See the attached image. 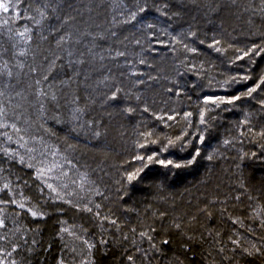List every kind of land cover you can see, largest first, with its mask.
Returning <instances> with one entry per match:
<instances>
[{"label":"trees","instance_id":"1","mask_svg":"<svg viewBox=\"0 0 264 264\" xmlns=\"http://www.w3.org/2000/svg\"><path fill=\"white\" fill-rule=\"evenodd\" d=\"M121 1L127 2L29 0L33 14L43 13L49 21L44 26L52 24L53 31L51 46L39 48V69L51 66L44 84V123L108 175L105 181L112 199L106 212L118 225L94 235V264H123L130 252L128 244L134 240L132 228L153 239L158 254L150 257L151 264H264V224L239 227L249 217L255 219L251 215L260 204L264 206V160L250 158L247 149L254 142L264 144V84L251 96H241L245 92L238 85L223 97L228 101L241 96L233 101L238 111L249 108L258 116L254 121L258 131L248 136L253 143H246L243 156H236L237 169L232 160H202L200 155L223 133L222 127L213 124L226 117L208 116V105L198 99V92L213 84L211 79L224 82L234 78L232 73H236L234 79L247 76L244 86L248 88L260 83L264 19L254 18V33L248 34L244 16L240 22L234 19L230 0H168L172 8L167 7V12L173 19L167 26L173 28V41L168 48L153 44L154 52L142 55L147 80L137 84L116 64L121 56L106 50L108 40L114 49L120 47V39L110 35L109 7L119 13ZM143 2L150 8L166 5L165 0ZM127 31L134 34L131 43L145 38L140 30ZM192 36L204 43L193 54L184 47L193 46ZM130 48L132 53L139 50L135 45ZM238 51L247 52L242 63L249 62L232 65ZM113 93L116 98L110 99ZM153 153L160 155L157 159L181 164L193 156L196 161L179 169L152 163L129 183L128 174L148 163L146 157ZM72 215L70 208L57 207L46 215L30 216L28 221L38 232L29 264H64L58 229ZM239 240L240 246L232 244Z\"/></svg>","mask_w":264,"mask_h":264},{"label":"rangeland","instance_id":"2","mask_svg":"<svg viewBox=\"0 0 264 264\" xmlns=\"http://www.w3.org/2000/svg\"><path fill=\"white\" fill-rule=\"evenodd\" d=\"M152 1L155 4L159 2V0ZM167 1L165 0L166 5L152 7L155 10L145 7L147 4L143 0L121 1L119 4L122 9L119 13L109 7L112 20L110 35L114 38L118 37L121 42H119L120 47L114 49L113 42L108 40L106 50L115 56H121V60H116V64L137 84H143L147 80V63L142 62L144 61L142 55L152 54L153 44L168 48L169 43L173 41L171 34L173 28L167 26V23L173 19V16L168 15L167 7H172L168 6ZM241 2L242 4H238V0H235V3L233 0L229 1L232 14L239 22L244 16L247 33L253 34L258 18L264 19L262 18L264 0ZM0 3L10 5L7 13L0 9V93H2L0 109L4 111V115L0 116V125H3L0 127V264H29L28 257L33 251V246L37 244L38 232L28 221L32 216L29 209L46 215L51 208L57 207L70 208L74 213L62 220L58 229V238L64 247L63 263L94 264L92 257L94 235L96 232L109 231L118 225V221L106 212L112 199L111 191H108L105 181L108 175L104 176L101 173L103 171L100 172L73 151L65 139L55 135L44 123L43 114L46 112L44 84L50 78L48 71L51 66L39 69L42 67L39 48L51 46L52 24L48 23L44 26L45 22H49L47 17L43 13L34 15L29 0H0ZM134 13L135 18H133ZM254 18L257 20L254 21ZM26 28L29 31L23 37L20 36ZM126 30L136 32L140 30V34L145 38L142 42L134 39L131 43L134 34L130 35L129 31L125 33ZM191 38L194 40L193 46L184 45V47L191 49L190 53L193 54L199 49L198 46L204 43L196 36ZM186 41L188 39H183V43ZM130 45L138 46L139 50L132 53ZM49 53L50 50H47V54ZM244 56L243 51H238L230 63L246 64L250 59L242 63L246 58ZM53 63L51 62L52 65ZM232 74L237 78L236 73ZM234 78H228L230 80L224 82L211 79L213 84L210 83L205 87L206 89L200 90L197 98L208 105V116L215 113L226 117V121L213 124L218 126L217 128L222 127L223 133L218 140L212 142L203 155H200L202 160L224 163L232 160L234 169H237L236 156H243L244 145L253 143L248 136L255 130L258 131L254 122L255 117L258 116L249 108L244 112L238 111L234 102L227 103L223 98L227 91L238 85L243 86V92L248 91V86H244L246 80ZM217 98H222L225 102L222 103ZM245 137H247L246 142H244ZM253 144L247 147L250 158L264 160V144L255 142ZM41 169L44 172L38 175ZM49 184L52 185L51 188L48 187ZM5 185L8 187L5 188ZM20 204L24 207L21 208ZM253 214L251 216L255 219L249 217L245 221L246 224L242 222L239 227L264 224L263 204H260ZM132 232L134 240L129 242L127 250H130L129 253L132 251L133 256L129 260L127 253L123 264H151L150 257L154 253L158 254L153 239L147 232L143 236L141 235L143 231L137 232L135 228H132ZM240 243L239 240L233 241L232 244L240 246ZM255 252L260 253L261 250ZM160 264H163V261Z\"/></svg>","mask_w":264,"mask_h":264},{"label":"snow or ice","instance_id":"3","mask_svg":"<svg viewBox=\"0 0 264 264\" xmlns=\"http://www.w3.org/2000/svg\"><path fill=\"white\" fill-rule=\"evenodd\" d=\"M233 3H235V0H233ZM9 7H10V5L8 3H0V9H3V11L5 13H7L9 11ZM140 11H144V9H140ZM133 18H135V13L133 14ZM37 23H39V21H37ZM28 31H29V29L26 28L24 32L20 33V36L23 37L25 35V33H27ZM250 51H252V49H249V52ZM261 51H264V49H261ZM23 54L24 53L22 52L21 55H23ZM121 55H122V53H121ZM245 55H248V53L246 52ZM257 55H259V53H257ZM9 75H11V73H9ZM242 79L247 80L248 77L245 76ZM261 84H264V77H261V81H260V83H258L256 85V87L249 88L248 91L246 93H242L241 96H251L252 93L255 92L257 90V88H259L261 86ZM0 95H2V93H0ZM241 96H234V97H232L231 100H228L226 102L232 103L235 100L241 99ZM115 98H116V93H113V95H112V97H110V99H115ZM217 99L220 100V102H222V103L225 102V101H223L222 98H217ZM2 115H4V111H3V109H0V116H2ZM188 115H190V114H188ZM202 116H203V114H202ZM169 119H172V117H169ZM201 122L203 123V119L201 120ZM2 126L3 125H0V127H2ZM13 127H15V125H13ZM97 135H99V133H97ZM9 139H11V137H9ZM201 139H203V137H201ZM152 143H155V141H152ZM172 143H173V141H169V145H171ZM224 143L227 144L228 141H224ZM139 147H144V145H139ZM164 150H166V148L161 149V151H164ZM157 155H158L157 153H153L152 155L147 156L146 159H147L148 163L144 164L142 168L137 169L135 172L129 173L127 176L128 182L131 183L132 181L136 180L137 177L140 175V173L143 172L149 166V164L157 163V164H159L165 168L173 167V168L179 169L182 167H187L188 165L192 164L196 159V156H193L192 159L188 160L186 163L181 164V163L174 162L173 160L157 159ZM196 155L197 156L199 155V151H197ZM136 159L143 161L145 159V157L138 156V157H136ZM209 159H211V157H209ZM43 172H44V170L41 169L40 172L38 173V175H42ZM7 187H8V185H5V188H7ZM48 187L51 188L52 185L49 184ZM53 191H55V189H53ZM13 203H15V201H13ZM20 207L23 208L24 205L20 204ZM88 210L90 211V209H88ZM29 211L31 212V215L33 217H36L37 215H42L36 211H32L31 209H29ZM177 227H179V226H177ZM63 231H67V229H63ZM141 235L143 236V235H145V233H141ZM164 243H168V241H164ZM128 259L131 260L132 257H129Z\"/></svg>","mask_w":264,"mask_h":264}]
</instances>
